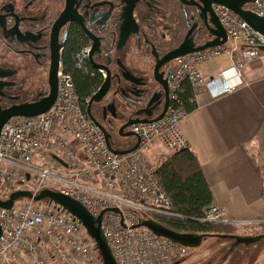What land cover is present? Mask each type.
I'll return each instance as SVG.
<instances>
[{"label": "built area", "instance_id": "2783aa9c", "mask_svg": "<svg viewBox=\"0 0 264 264\" xmlns=\"http://www.w3.org/2000/svg\"><path fill=\"white\" fill-rule=\"evenodd\" d=\"M245 9L264 18V0ZM214 10L233 46L225 44L174 60L166 115L158 122L131 127L141 140L138 150L123 156L111 152L105 134L87 114L90 97H79L63 63L53 107L45 114L16 117L5 124L0 136V201L8 202L19 191L31 193L32 198L15 201L11 209L0 207V264L102 263L83 225L48 201L46 206L34 201L44 190L78 201L95 218L105 211L102 229L117 264H174L192 252L137 225L154 218L184 219L174 210L155 177V166L144 154L157 141L172 154L188 148L179 128L189 115L179 96L183 83L190 84L194 97L202 92L213 99L232 94L246 85V65L264 52L263 35L227 8L214 6ZM223 55L229 56L230 67L216 76H204L201 67ZM87 59V49L79 50L75 67L86 72ZM197 221L233 227L237 233L264 226V219H232L216 204Z\"/></svg>", "mask_w": 264, "mask_h": 264}, {"label": "flooded vegetation", "instance_id": "af4514ba", "mask_svg": "<svg viewBox=\"0 0 264 264\" xmlns=\"http://www.w3.org/2000/svg\"><path fill=\"white\" fill-rule=\"evenodd\" d=\"M186 14L194 19L190 26ZM182 17L187 28L183 40ZM194 23H198L192 33L198 34L196 41L210 40L196 7L186 6L181 0H0V109L38 103L48 97L55 55L60 59L59 74L66 56L86 48V74L90 76L87 81L90 84L95 81L93 94L97 92V82L108 76L106 70L97 69L100 66L110 73L112 88L108 96L112 95L114 101H125L124 119L104 125L114 147L126 149L133 139L125 138L123 135L129 130L121 132V128L146 106L151 96L131 107L120 92L128 93L133 86L122 74L131 72L155 91L158 87L153 75L157 60L178 48ZM173 68L174 62L161 68L160 73L167 74ZM91 112L102 122L97 104L92 105ZM242 245L246 246L240 244L235 249Z\"/></svg>", "mask_w": 264, "mask_h": 264}, {"label": "water", "instance_id": "95a60500", "mask_svg": "<svg viewBox=\"0 0 264 264\" xmlns=\"http://www.w3.org/2000/svg\"><path fill=\"white\" fill-rule=\"evenodd\" d=\"M183 4L186 6H194L197 9L200 19L203 21L205 26L208 29L209 34L211 35V39L207 40L203 43H199L196 41L198 38V34L192 36L193 31L197 28L198 23H194L191 29L189 30L187 36L181 45L168 53L161 60H157L155 71L153 75V80L157 84V89L153 91L146 83V81L142 78H138L134 76L131 72L125 71L122 74V77L125 81L129 82L133 87L128 93L121 91V96L124 97L131 107H137L138 104L144 99V97H150V100L147 102L146 106L141 110L135 113L134 118H130L126 124H124L121 128V132L125 130H129L124 133L125 138L133 139L131 145H129L126 149H117L114 147L112 143V137L107 131L104 123L107 125H111L113 122L122 121L124 117H120L117 113V104L120 102V99L117 101L113 100V96H108L111 88L112 82L110 78V73L107 68L97 66V69H104L107 71L108 76L103 81L100 82L97 87V92L92 94L89 102L87 103V114L90 119L103 131L105 137L107 139V144L111 152L116 156H123L130 154L139 149L141 140L138 135L133 133L130 128L137 124H149L155 123L164 118L166 115L169 106H170V98H169V87L168 80L172 74V70H169L167 74L160 73V69L174 62L177 58L182 56L201 52L210 48H215L219 46H223L228 43V37L226 31L222 27L220 20L215 13L214 6H222L233 12L235 15L239 16L245 23H247L253 30L257 31L261 35L264 36V18L259 17L256 14L252 13L249 10H246L245 7L249 4L256 2L257 0H181ZM187 16V24L190 26V22H192L193 18H188ZM59 55H55L53 61V68L49 77V82L51 86V91L48 97L43 98L38 103L33 104H25L20 106H14L12 108L1 110L0 109V136L2 128L5 124L12 118L16 117H36L41 114L47 113L54 105L59 91V78H58V67H59ZM125 69V68H124ZM134 98L138 99L135 100ZM164 99V101H163ZM93 104H97L98 112H101L103 116L102 122L96 120L91 112V108ZM127 113L126 105H125V115ZM111 119V120H108ZM59 163L65 165L64 162L57 158ZM21 198H32V194L24 191H19L14 193L11 196V199L8 202L0 201V207L4 209H11L15 203V201ZM35 202H44L48 201L50 205L54 204L55 208H62L63 211H66L73 220L78 221L83 227L86 229L89 236L94 240L96 248L99 252V256L101 259V264H117L112 253V250L109 246L108 240L102 229L103 215L105 213L102 212L100 216L95 218L90 212L87 211L78 201L64 196L60 193H56L51 190H44L38 196L34 197ZM108 211L118 212L116 209H110ZM137 227L147 228L158 236L167 238L172 242L182 245L184 247L190 249L199 248L203 241L206 238H219L222 240L233 241L234 243L231 245V249L229 253L232 252L236 246L240 244H245L248 246L251 243H255L259 240L264 239V235L259 236H249V237H239L236 235H199V234H181L177 233L166 226L158 223L153 219L143 220ZM2 236V229L0 227V238ZM182 261H178L174 264H182Z\"/></svg>", "mask_w": 264, "mask_h": 264}, {"label": "crops", "instance_id": "0c3cea01", "mask_svg": "<svg viewBox=\"0 0 264 264\" xmlns=\"http://www.w3.org/2000/svg\"><path fill=\"white\" fill-rule=\"evenodd\" d=\"M227 60L213 71L204 64L203 75L216 76L230 67ZM243 79L246 85L232 94L216 99L208 92L197 95L196 108L179 128L215 204L232 219H264V52L246 65ZM144 153L155 166L172 154L160 141Z\"/></svg>", "mask_w": 264, "mask_h": 264}, {"label": "trees", "instance_id": "16d2710c", "mask_svg": "<svg viewBox=\"0 0 264 264\" xmlns=\"http://www.w3.org/2000/svg\"><path fill=\"white\" fill-rule=\"evenodd\" d=\"M186 31L187 28L182 17V40ZM75 55L66 56L63 59V67L66 72L73 76L79 97L86 99L92 96L95 90H92L95 86L92 82L95 81L93 80L91 84L88 83L87 77L90 76L75 67ZM99 83L97 82V87ZM179 96L183 101V106L189 113L196 108L194 93L189 83H183ZM155 177L172 201L174 210L184 217V219L154 218L155 221L181 234H236L233 227L220 224H202L197 221L203 217L206 208L215 204V199L203 169L189 147L171 154L156 166Z\"/></svg>", "mask_w": 264, "mask_h": 264}, {"label": "rangeland", "instance_id": "374dc122", "mask_svg": "<svg viewBox=\"0 0 264 264\" xmlns=\"http://www.w3.org/2000/svg\"><path fill=\"white\" fill-rule=\"evenodd\" d=\"M227 46L232 47L233 45L227 43ZM228 57L226 55L220 56L207 62L206 65L209 70H217L228 61ZM117 113L120 117L125 116V104L123 102L117 104ZM132 143L133 141H130V144ZM147 160L154 165V160L148 158ZM43 204L46 206L47 202H43ZM239 231L246 235H264V226L242 228ZM230 243L231 241L219 238H206L199 248L192 250L182 264H264V239L250 246H239L238 249L227 254Z\"/></svg>", "mask_w": 264, "mask_h": 264}]
</instances>
